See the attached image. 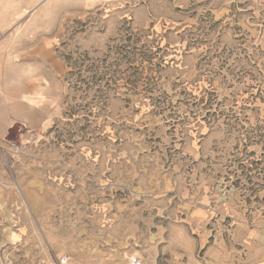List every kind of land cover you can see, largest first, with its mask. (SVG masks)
<instances>
[{
	"label": "rangeland",
	"instance_id": "374dc122",
	"mask_svg": "<svg viewBox=\"0 0 264 264\" xmlns=\"http://www.w3.org/2000/svg\"><path fill=\"white\" fill-rule=\"evenodd\" d=\"M264 262V0H0V264Z\"/></svg>",
	"mask_w": 264,
	"mask_h": 264
},
{
	"label": "crops",
	"instance_id": "0c3cea01",
	"mask_svg": "<svg viewBox=\"0 0 264 264\" xmlns=\"http://www.w3.org/2000/svg\"><path fill=\"white\" fill-rule=\"evenodd\" d=\"M255 264H264V262L263 261H260V262H257Z\"/></svg>",
	"mask_w": 264,
	"mask_h": 264
}]
</instances>
